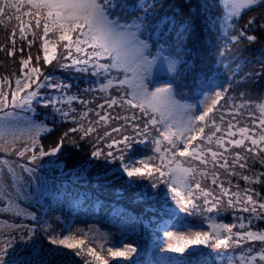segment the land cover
Returning a JSON list of instances; mask_svg holds the SVG:
<instances>
[{
    "label": "snow or ice",
    "instance_id": "snow-or-ice-1",
    "mask_svg": "<svg viewBox=\"0 0 264 264\" xmlns=\"http://www.w3.org/2000/svg\"><path fill=\"white\" fill-rule=\"evenodd\" d=\"M216 7L222 14L214 23H220L222 35L232 45L242 38L249 43L257 40L245 30L236 32V23L245 12L264 8V0H218ZM156 8L155 0H0V25L12 24L8 43L0 45V52L8 58L21 54L19 75L13 72L11 77L0 78V153L19 158L30 154L31 164L55 157L68 146L80 148L79 141L91 143L92 158L119 161L130 181L149 178L153 189L166 186L175 208H168L167 201L161 205L171 221L160 225L161 252L175 255L163 258L162 264H191L186 254L195 255L196 264H212L199 259L206 255L200 249L215 253V264H264V229L256 227L264 222V195L256 187L264 186V170L255 168L259 164L264 169V96L252 100L246 92L229 95V85L209 89L198 107L181 103L173 86L180 61L152 18ZM254 22L255 17L250 18L244 28ZM259 27L264 29V23ZM37 41L42 64L40 55L35 60L31 54L23 55V45L31 49ZM54 61L61 69L95 78V86L83 91L102 93L94 99L103 102L91 108L93 100L69 94L71 84L46 75L43 69ZM247 63L260 66V71L247 73V79H264V55ZM163 71L173 79L154 78V72ZM41 89L57 95L46 97ZM34 102L51 107L54 116L73 125L47 150L41 137L53 129L25 115L34 113ZM74 102L85 110L77 112ZM108 109H119V113L112 115ZM110 121L117 123L112 126ZM148 144L152 155L137 158V146ZM18 167L32 172L24 165ZM24 184L16 167L0 159V212L36 220L19 204L27 195ZM229 210L234 213L232 222L219 219ZM178 213L199 217L201 222L186 223ZM7 227L12 232L26 230L28 239L20 236L24 244L36 231L23 224ZM44 231H48L46 226ZM15 243L0 233V264H72L73 255L84 264H111L129 261L138 251L126 242H110L106 234L91 229L69 228L66 235L50 236L48 243L54 247L44 254L33 243L32 256L40 257L35 261L22 258Z\"/></svg>",
    "mask_w": 264,
    "mask_h": 264
},
{
    "label": "trees",
    "instance_id": "trees-1",
    "mask_svg": "<svg viewBox=\"0 0 264 264\" xmlns=\"http://www.w3.org/2000/svg\"><path fill=\"white\" fill-rule=\"evenodd\" d=\"M155 2L157 8L154 10L152 18L154 22L158 23L159 30L168 39V43L172 45L174 57L180 61L179 75L173 82L178 100L190 104L196 103L208 94L209 89L213 90L229 85H231L229 95L238 97L241 92H246L250 93L249 99L252 100L264 96V79H258L255 76L250 80L246 78L247 73L260 71L259 64L247 62L257 60L264 55V29L259 27L264 23V20L260 19L261 15H264V8L245 12L236 23V32L245 30L248 35L257 36V40L249 43L242 38L240 43L232 45L230 40L222 35L220 23H214L216 18L222 14L221 8L216 7L218 0H155ZM209 5L211 7H208ZM253 17H255L254 24L245 29V24ZM11 28L12 24H9L7 28L0 25V45L8 43ZM147 35L148 33H145V36ZM8 46L10 47V44ZM23 46L25 57L31 54L35 60V57L40 55L42 64L39 41L31 49L27 47L26 43ZM222 51L224 52L223 56H221ZM20 55L17 52L16 56L11 59L4 52H0V73L12 70L9 73L1 74L0 78L5 75L11 77L13 72L19 75ZM13 63H15L14 67L11 66ZM43 70L46 75L53 76L54 80L71 84L69 94H76L81 99L93 100L89 107L95 109L96 103L103 102L102 99H94L102 97V93H85L83 91L85 88L95 86V78L90 75L61 69L56 66L55 61ZM172 79L173 77L168 76L157 77V80L161 82ZM111 91L113 94H117L114 89ZM41 95L47 97L57 94L47 89H41ZM73 107L77 112L85 110L78 102H74ZM33 109L34 113H31V116L37 122L44 121L48 127L53 129V132L41 137V143L49 140V146H54L57 136L73 126L70 122H62L58 116H54L51 107H42V102H34ZM108 111L112 115L119 113V109L115 111L108 109ZM90 118L96 119L92 114H90ZM116 123V121H110L112 126H115ZM103 130V128L100 129L101 133ZM72 135L77 136V134ZM79 143L80 148L68 146L62 153H58L54 163L61 168L62 174H69L70 178H76V180L82 177L83 179L79 180L85 184L80 181H75L76 184H73L71 180L66 181V179L55 177L58 185L56 192L45 193L41 196L40 201L31 208L36 220L27 218L17 222L20 225L30 222V227H34L35 230L41 228L33 235L37 237L36 248L43 251L41 254L47 253L52 248L48 243L51 235H66L69 228L72 227L76 230L79 229V226L84 225L85 231L91 229L106 234L110 242H123L127 235L135 236L137 253L129 261L113 260L111 264H155L149 259V251L163 236L160 225L165 221L171 223L168 215L161 211V205L167 201L168 208H175L174 203L167 195L166 186L159 184L156 189H153L149 178L143 180L133 178L130 181L119 168V161L108 163L104 160H96L91 156L92 144L86 141H79ZM102 144L103 142L99 146L102 147ZM134 155L137 158L152 155L151 144L137 146ZM255 168L264 170L259 164H256ZM233 182H236L235 178H233ZM239 183L241 187L244 186L242 180ZM256 187L264 195V186ZM57 212H60L61 217L56 215ZM178 215L186 223L201 222L199 217H186L183 213H178ZM233 215L232 211H225L219 219L226 223L232 222ZM235 215H240V213H235ZM52 218L55 219L57 226L54 228V235L49 236L41 223ZM256 227L264 229V222H258ZM40 235L43 237L41 238ZM24 250L29 252L28 245L24 247ZM199 251L206 254L199 256L201 261L211 260L212 264H215L212 259L215 257V253L209 249H200ZM239 251L236 249L237 253ZM30 254H32V249H30ZM174 255L169 253L166 257ZM29 257L31 256L29 255ZM31 258L35 261L40 257ZM185 259H190L191 264H196L195 255L189 258L186 254ZM72 264H84V260L73 255Z\"/></svg>",
    "mask_w": 264,
    "mask_h": 264
},
{
    "label": "rangeland",
    "instance_id": "rangeland-1",
    "mask_svg": "<svg viewBox=\"0 0 264 264\" xmlns=\"http://www.w3.org/2000/svg\"><path fill=\"white\" fill-rule=\"evenodd\" d=\"M153 51H155V49H153ZM12 59V58H11ZM13 63L11 66L14 67ZM12 70H9L6 73L11 72ZM5 72L0 73L1 74H6ZM195 75H197L195 73ZM160 76H168V77H172L171 75L167 74L166 71L160 72L159 74H156L154 72V78L157 79V77ZM218 88H214L212 91L217 90ZM204 97V96H203ZM203 97L196 103H191L194 106H199L200 101L203 99ZM181 103L184 104H190V103H185L180 101ZM25 115L31 116V113H25ZM42 145L44 146L45 150H47L50 146H49V140L45 141L42 143ZM30 155V154H28ZM28 155H26L24 158H19L17 157L14 153L10 154V155H5L4 153H0V159H7L9 160L14 167H16L17 172L23 177V180L25 181L24 184V189L26 192V198L22 199L19 201V204L21 206V208L25 209L28 213H32L31 208L40 201V198L42 195H44L45 193H52V192H56L55 190L57 189V183H56V179L55 177H58L62 180L66 179V181H70L73 184H76L75 181H80L82 184L83 183L81 180L83 179L82 177H79V179L76 180L70 178L69 174L64 175L61 173V168L57 166V164L54 163L55 157L52 156H46L42 159H38L35 163H28ZM19 165H24L27 168L32 169L31 174L24 172L23 169L19 168ZM54 177V178H53ZM2 206V205H0ZM40 211H42L40 209ZM58 217H61L60 212H57L56 214ZM27 217H16L14 215L8 214V213H3L0 212V233L6 234V236L8 238H14L16 243L14 245V247L17 249L18 253L20 254V256L22 258H28L29 255L31 257L32 254H30V249H32V244H36L35 241H37V237H32L31 241L28 244H24L21 243L20 241V236L23 235L24 238L27 240V231L26 230H18L16 232H12L10 231V229L7 227V225H20L17 221H23L26 220ZM23 225H27L28 228H32L30 227V222L29 223H22ZM41 225H43L44 227L46 226L48 228L47 233L49 234V236L51 234H53L54 228L57 226V224L55 223V219H50V220H46L45 222H42ZM34 228V227H33ZM41 229V228H40ZM40 229L36 230L37 232L40 231ZM79 229H83L84 230V225L79 226ZM72 231H76L75 228L71 227ZM169 230H172L171 228ZM92 232H96V231H92ZM19 233L20 235L17 236L16 234ZM100 233V232H99ZM44 234V232H43ZM57 234V231H56ZM54 235V234H53ZM41 238L43 237V235H40ZM52 236V235H51ZM55 236V235H54ZM58 236V235H57ZM111 236L109 235V238ZM128 244H131L132 246L136 247V239L134 235H127L124 238V241ZM28 245L29 248V252L24 250V247ZM164 245V237L162 236L160 238V240L158 241V243L149 251V259L151 261H153L155 264H162V259L166 257V255H168L169 253L167 252H161V247ZM51 247L53 248L54 246L51 245ZM46 250V249H45ZM43 251H40V253ZM37 256H35L34 258H36ZM33 259V258H32Z\"/></svg>",
    "mask_w": 264,
    "mask_h": 264
}]
</instances>
